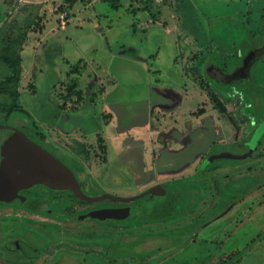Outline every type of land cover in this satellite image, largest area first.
Segmentation results:
<instances>
[{
  "label": "rangeland",
  "instance_id": "obj_1",
  "mask_svg": "<svg viewBox=\"0 0 264 264\" xmlns=\"http://www.w3.org/2000/svg\"><path fill=\"white\" fill-rule=\"evenodd\" d=\"M64 3L0 0V55L9 44L22 57L21 109L0 126L44 144L96 198L67 199V214L162 196L147 221L20 211L16 229L43 247L34 264H264V129L253 155L250 142L231 146L264 118V0ZM252 52V80L207 70L233 71ZM11 74L0 60V82Z\"/></svg>",
  "mask_w": 264,
  "mask_h": 264
},
{
  "label": "flooded vegetation",
  "instance_id": "obj_2",
  "mask_svg": "<svg viewBox=\"0 0 264 264\" xmlns=\"http://www.w3.org/2000/svg\"><path fill=\"white\" fill-rule=\"evenodd\" d=\"M256 55H254L253 59L247 60V62L245 60L243 64L239 66V68H236L235 70L230 72H225L224 70L219 69L217 68V66L215 67L213 65L207 66V70L211 77L214 78V81H217L219 83L223 82L227 85H232L233 83L243 81L244 79L252 80L251 70L253 69V61L256 58ZM211 86L218 89V91L222 90L221 86L213 84H211ZM241 99H243V96ZM249 105L252 106V109L254 108V103H252V105ZM258 125H260V122L256 125L253 131L248 134V136H246L247 139L245 138V140L239 141L235 140L231 146L236 148L242 146V144H245L246 142L249 143L254 135V132H256L258 129ZM20 130L23 131L31 140H33L26 131H24L23 129ZM8 132V134H2V136L0 137V174L3 163L4 144L14 134V131L10 129H8ZM33 141L41 145L54 157L59 159L44 144L35 140ZM257 147L256 149H254L251 155H253V153L257 151ZM246 151H250L249 145H247ZM246 151L245 153H247ZM239 160H244V158H240ZM238 166L239 165L235 164L236 170L238 169ZM160 196H162V194L159 195L155 193L154 195L149 196L150 198H148L146 201L157 198V202H159ZM67 199L83 202L82 200L76 198L73 195L72 191L56 190L42 184L21 188L17 192L9 194L8 196L0 197V264H34L35 262L39 261L43 256V247L37 246L35 244V240H33V237H35V233L28 228L26 229V233L30 236L25 234L24 232H19L15 226L16 222L12 218H9L13 215H17L20 211L38 212L46 214L53 218L60 219L62 221H77L91 218L88 217V214L92 211H87L79 215L67 214ZM85 203L89 202L85 201ZM68 217L69 219H67ZM75 217H77L78 219H74ZM147 220L149 219H143V221ZM45 262L46 260H43L42 264H63L65 261L60 260L59 257L58 259L52 260L49 263Z\"/></svg>",
  "mask_w": 264,
  "mask_h": 264
},
{
  "label": "water",
  "instance_id": "obj_3",
  "mask_svg": "<svg viewBox=\"0 0 264 264\" xmlns=\"http://www.w3.org/2000/svg\"><path fill=\"white\" fill-rule=\"evenodd\" d=\"M246 58L251 60L257 52H252ZM10 129L14 134L5 142L3 147V163L0 174V197L8 196L21 188L33 185H46L56 190H69L73 195L86 202L96 198L87 197L82 192L80 185L73 173L49 151L31 140L20 129L2 125L0 129ZM264 124L256 131L255 136L260 135ZM256 138V137H255ZM258 141H251L250 153L254 151ZM247 155L243 156L245 158ZM155 188H151L154 191ZM107 198V196H103ZM157 198L149 200L145 204L118 209L95 210L88 217L100 220H143L155 218L158 214Z\"/></svg>",
  "mask_w": 264,
  "mask_h": 264
},
{
  "label": "trees",
  "instance_id": "obj_4",
  "mask_svg": "<svg viewBox=\"0 0 264 264\" xmlns=\"http://www.w3.org/2000/svg\"><path fill=\"white\" fill-rule=\"evenodd\" d=\"M93 1L94 0H65L63 8H60L59 11L60 12L62 10L71 11L73 9V7L79 2L83 3V4H90ZM111 2L113 3L114 7H117V5L113 1H111ZM5 51H6L5 54L0 55V60L2 62H4L7 66H9L12 74L10 76H8L5 80L0 82V115L3 114L5 117H9L13 113H15L17 111H20V109H21V106L18 104L19 92H18L17 88H18V85H19V82H20V77H21L22 57L19 54H17L11 48V46L9 44L6 46ZM9 83H13V86H14L13 89H11V90L9 88H7V84H9ZM73 89H75L74 85L72 87L68 88L67 89L68 92L66 91L65 93L66 94L68 93V95H71V94H69V90L72 91ZM77 93L80 94V92H77ZM81 98H82L81 96L77 97L74 100V103L77 104L81 100ZM251 101L247 100L246 102L251 104ZM252 103H254V100L252 101ZM219 107H220L221 111H224V107H223V105L221 103L219 104ZM247 109L250 112H253V113L256 112V111H254L252 109V106H250V105L248 106ZM263 121H264V118H263ZM262 122H260V124ZM254 134H255V132H254ZM259 142L260 141H258V143ZM249 156H250V154L247 155L246 157H249ZM84 202L85 201H83V203ZM193 204H194L193 202H189L185 206H181V208L179 209V212L189 208ZM167 215L170 216V213H167ZM167 215H165V216H167ZM67 219H69V217ZM74 219H78V218L75 217Z\"/></svg>",
  "mask_w": 264,
  "mask_h": 264
},
{
  "label": "built area",
  "instance_id": "obj_5",
  "mask_svg": "<svg viewBox=\"0 0 264 264\" xmlns=\"http://www.w3.org/2000/svg\"><path fill=\"white\" fill-rule=\"evenodd\" d=\"M61 19H62V22L65 24V22H64V20H65V17H63V16H62V17H61Z\"/></svg>",
  "mask_w": 264,
  "mask_h": 264
}]
</instances>
